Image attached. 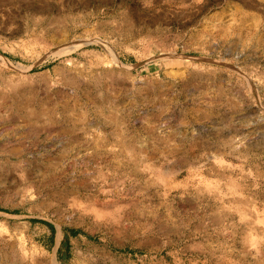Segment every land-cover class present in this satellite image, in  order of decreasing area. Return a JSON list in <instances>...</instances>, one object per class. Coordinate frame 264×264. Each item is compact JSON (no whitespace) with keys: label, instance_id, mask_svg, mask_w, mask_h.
Instances as JSON below:
<instances>
[{"label":"rangeland","instance_id":"rangeland-1","mask_svg":"<svg viewBox=\"0 0 264 264\" xmlns=\"http://www.w3.org/2000/svg\"><path fill=\"white\" fill-rule=\"evenodd\" d=\"M53 256L264 264V0H0V264Z\"/></svg>","mask_w":264,"mask_h":264},{"label":"trees","instance_id":"trees-1","mask_svg":"<svg viewBox=\"0 0 264 264\" xmlns=\"http://www.w3.org/2000/svg\"><path fill=\"white\" fill-rule=\"evenodd\" d=\"M33 221H39V222H42V223L48 224V225L50 226L51 230H53V226H52L51 224H49V222H47V221H45V220H43V219H33ZM70 233H71V234H75V233H77V230H76V229H70ZM50 238H52V237H50ZM66 243H67V237L64 236L63 239H62L61 242H60V246L63 245V244L66 245Z\"/></svg>","mask_w":264,"mask_h":264},{"label":"bare ground","instance_id":"bare-ground-1","mask_svg":"<svg viewBox=\"0 0 264 264\" xmlns=\"http://www.w3.org/2000/svg\"><path fill=\"white\" fill-rule=\"evenodd\" d=\"M63 52H66V51H63ZM52 263H53V264H59V262L56 260V258H54V256H53V258H52Z\"/></svg>","mask_w":264,"mask_h":264}]
</instances>
